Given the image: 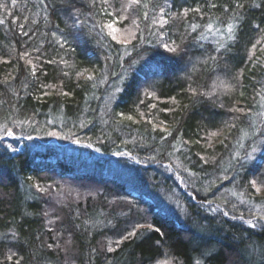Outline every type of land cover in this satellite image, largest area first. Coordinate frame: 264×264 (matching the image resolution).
Instances as JSON below:
<instances>
[{
    "label": "trees",
    "instance_id": "obj_1",
    "mask_svg": "<svg viewBox=\"0 0 264 264\" xmlns=\"http://www.w3.org/2000/svg\"><path fill=\"white\" fill-rule=\"evenodd\" d=\"M126 4L0 0V124L22 138L67 133L95 149L172 159L196 181L187 187L196 203L235 182L246 202L264 207L256 193L264 148L250 153L264 141V59L254 61L258 42L264 47V0ZM110 24L129 32L126 43L112 39ZM32 145L16 153L0 143V264L264 260V230L203 217L180 193L185 223L195 224L184 228L106 174ZM200 232L207 248L197 245ZM253 244L255 261L245 251Z\"/></svg>",
    "mask_w": 264,
    "mask_h": 264
},
{
    "label": "rangeland",
    "instance_id": "obj_2",
    "mask_svg": "<svg viewBox=\"0 0 264 264\" xmlns=\"http://www.w3.org/2000/svg\"><path fill=\"white\" fill-rule=\"evenodd\" d=\"M108 31L109 29L107 28L106 32ZM121 31L124 33L123 36H120L116 31L113 34L117 37L115 41H119L118 43L122 44L126 43L125 37L129 36V32L125 33L124 29ZM257 48L260 49V53L254 56V61L259 62L264 59L262 56L264 54L261 53L262 50L264 51V47H260L258 42ZM4 124H0V143L7 150L16 151V153L21 152L24 145H29L28 149H34L32 148L34 146L32 145L33 143L40 144L41 148L42 146L44 148H53L59 161H63L75 169H81L80 171L106 174L111 181L118 182L128 189L133 194V197L138 198L139 195H142L141 200L154 206L156 212L173 218L184 228L194 227L195 224L189 225L185 223L187 212L180 200V193L185 194L191 199V202L195 203L198 208L197 211L203 217L219 221L218 219L221 216L229 221L239 223L245 229L252 231L264 230V207L256 203L246 202L235 182H232L227 189L223 190L222 196L219 194L213 199L196 203L194 194L191 191H187V187H193L196 181L194 183L190 172L182 169L172 159H167V163H159L154 162L155 158L150 156L149 152L145 156V154L130 153L127 150L125 151V149L110 151L95 149L80 139L74 140L67 133L59 136L55 132L46 131L41 133L40 130H37L41 136L22 138L20 135L16 136L12 128H4ZM22 127L24 129L26 124H23ZM31 127H36V125H31ZM12 145H17V149H11L13 148ZM263 145L264 141L261 142L260 149L250 151V153H254V158L263 154ZM154 185H157L158 189L154 190ZM209 190L210 184L204 183L201 186L200 194H208L207 191ZM262 192L264 191L256 190L257 194H262ZM221 200L227 201V203L222 204ZM228 200L231 201L229 202ZM199 238L201 239L197 243L198 247H206L209 244V234L200 232ZM212 249H214L213 246L209 247V250ZM245 251L248 259L256 260L257 250H255L254 246H249ZM206 252L208 253V251H204L205 254ZM258 256L260 257V255ZM156 264L170 263L160 262ZM257 264H264V260L257 261Z\"/></svg>",
    "mask_w": 264,
    "mask_h": 264
},
{
    "label": "snow or ice",
    "instance_id": "obj_3",
    "mask_svg": "<svg viewBox=\"0 0 264 264\" xmlns=\"http://www.w3.org/2000/svg\"><path fill=\"white\" fill-rule=\"evenodd\" d=\"M105 2H107V0H105ZM140 5V0H127V4L126 5H124V7L125 8H128V7H133V6H139ZM115 23V22H114ZM106 27H108L109 29H112V31H110L109 32V35H111L112 36V39H114V40H116L117 39V37L113 34L115 31H116V29L115 28H113V25H107ZM119 42V41H118ZM166 47H167V45H166ZM172 52H175L176 51V49H170ZM128 119H131V117H128ZM257 191H259V189H257ZM129 236H132V235H134V233H129L128 234ZM119 243V242H118Z\"/></svg>",
    "mask_w": 264,
    "mask_h": 264
},
{
    "label": "bare ground",
    "instance_id": "obj_4",
    "mask_svg": "<svg viewBox=\"0 0 264 264\" xmlns=\"http://www.w3.org/2000/svg\"><path fill=\"white\" fill-rule=\"evenodd\" d=\"M255 245H256V244H253L254 248L256 247Z\"/></svg>",
    "mask_w": 264,
    "mask_h": 264
}]
</instances>
